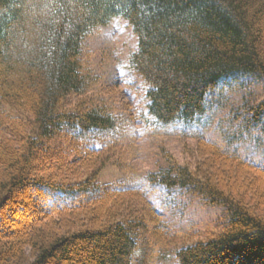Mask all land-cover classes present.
<instances>
[{"label":"trees","instance_id":"1","mask_svg":"<svg viewBox=\"0 0 264 264\" xmlns=\"http://www.w3.org/2000/svg\"><path fill=\"white\" fill-rule=\"evenodd\" d=\"M116 17L137 38L126 62L147 86L151 128L192 124L229 81L264 78V0H0V264H157L163 222L146 201L157 186L227 213L175 264H264V167L238 148L200 137L194 168L99 182L134 127L92 94L84 51ZM252 108L261 122L264 102Z\"/></svg>","mask_w":264,"mask_h":264},{"label":"rangeland","instance_id":"2","mask_svg":"<svg viewBox=\"0 0 264 264\" xmlns=\"http://www.w3.org/2000/svg\"><path fill=\"white\" fill-rule=\"evenodd\" d=\"M136 46V36L121 17L100 27L84 43L85 54L98 80L92 94L104 99L116 112L134 118L129 138L123 140V148H117L114 158L103 167L100 183H119L128 176V171L130 180L140 182L146 174L167 168L173 162L194 168L199 158L200 137L228 149L238 148L243 157L264 167V116L261 122H253L255 113L251 110L264 102V78L241 76L229 81L211 98L208 112L192 124L151 128L150 123L144 124L140 119L147 114V86L126 62ZM180 129L188 133H181ZM139 199L132 198L134 207L139 206ZM146 201L159 210L163 222L161 257L156 247L148 252L153 253L157 264H175L173 253L177 248L215 235L227 219L221 204H211L185 189L157 186Z\"/></svg>","mask_w":264,"mask_h":264}]
</instances>
